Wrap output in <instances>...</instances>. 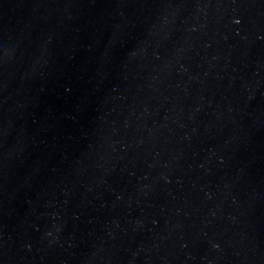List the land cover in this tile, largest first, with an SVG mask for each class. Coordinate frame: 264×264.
<instances>
[{"label": "water", "instance_id": "95a60500", "mask_svg": "<svg viewBox=\"0 0 264 264\" xmlns=\"http://www.w3.org/2000/svg\"><path fill=\"white\" fill-rule=\"evenodd\" d=\"M0 264H264V0H0Z\"/></svg>", "mask_w": 264, "mask_h": 264}]
</instances>
